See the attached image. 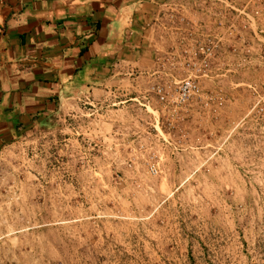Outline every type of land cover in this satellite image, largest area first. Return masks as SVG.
<instances>
[{"label":"rangeland","instance_id":"rangeland-1","mask_svg":"<svg viewBox=\"0 0 264 264\" xmlns=\"http://www.w3.org/2000/svg\"><path fill=\"white\" fill-rule=\"evenodd\" d=\"M179 24L140 93L0 150V264H264V62L228 53L179 102Z\"/></svg>","mask_w":264,"mask_h":264},{"label":"crops","instance_id":"crops-1","mask_svg":"<svg viewBox=\"0 0 264 264\" xmlns=\"http://www.w3.org/2000/svg\"><path fill=\"white\" fill-rule=\"evenodd\" d=\"M169 2L0 0V150L88 100L105 106L140 93L179 37L164 27ZM187 17L203 19L204 6Z\"/></svg>","mask_w":264,"mask_h":264},{"label":"built area","instance_id":"built-area-1","mask_svg":"<svg viewBox=\"0 0 264 264\" xmlns=\"http://www.w3.org/2000/svg\"><path fill=\"white\" fill-rule=\"evenodd\" d=\"M201 6L203 19L184 17ZM164 10L169 23L182 22L187 27L181 54L189 75L179 86V102L198 94L196 79L208 77L213 63L228 61V53L239 57L236 61L264 62V0H171ZM153 91L161 101L167 99L162 86L153 87Z\"/></svg>","mask_w":264,"mask_h":264}]
</instances>
